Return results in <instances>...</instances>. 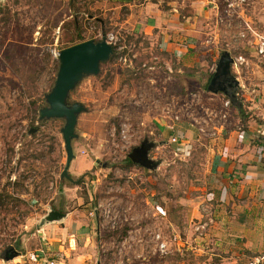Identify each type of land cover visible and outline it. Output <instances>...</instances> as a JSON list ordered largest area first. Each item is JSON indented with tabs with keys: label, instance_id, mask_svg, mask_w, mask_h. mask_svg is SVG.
<instances>
[{
	"label": "rangeland",
	"instance_id": "374dc122",
	"mask_svg": "<svg viewBox=\"0 0 264 264\" xmlns=\"http://www.w3.org/2000/svg\"><path fill=\"white\" fill-rule=\"evenodd\" d=\"M106 1L0 0V264L186 259L196 234L184 230L196 221L188 216L191 199L207 190L217 139L255 119L264 0H132L114 14L107 8L115 1ZM151 3L170 21L146 22L156 15ZM106 32L120 49L67 98L85 107L71 140L69 181L60 175L63 119L38 121L37 110L53 84L57 52ZM222 50L246 60L230 66L236 107L204 88ZM142 139L153 143L149 167L125 161ZM50 211L62 215L48 219Z\"/></svg>",
	"mask_w": 264,
	"mask_h": 264
},
{
	"label": "crops",
	"instance_id": "0c3cea01",
	"mask_svg": "<svg viewBox=\"0 0 264 264\" xmlns=\"http://www.w3.org/2000/svg\"><path fill=\"white\" fill-rule=\"evenodd\" d=\"M113 1L114 5L107 8L113 14L119 6L129 8L132 4V0ZM151 5L146 8L156 11V15L149 14L146 22L153 24L152 17L162 23L170 21L161 19L157 4ZM129 17L127 12L121 21L125 23ZM258 85L250 98L255 119H248L242 129H228L217 139L210 158L213 176L206 183L207 190L191 199L194 206L188 216L196 221L184 227L185 232L196 234L187 239L186 259L175 264H247L252 256L264 258V77ZM64 258L65 264L80 263L69 256Z\"/></svg>",
	"mask_w": 264,
	"mask_h": 264
},
{
	"label": "water",
	"instance_id": "95a60500",
	"mask_svg": "<svg viewBox=\"0 0 264 264\" xmlns=\"http://www.w3.org/2000/svg\"><path fill=\"white\" fill-rule=\"evenodd\" d=\"M113 54L110 44L106 43L102 35L99 40L86 39L60 49L56 54L57 68L52 86L44 94L45 105L37 110V120L60 118L63 125L60 134L65 152V162L60 175L72 181L67 174V168L73 157L71 140L76 137L74 131L77 115L85 110L84 105L78 101L68 102V94L75 85L84 77L97 74L99 64L108 60ZM232 58L228 51L222 50L216 61L213 72L206 84V91L212 94H227V88L237 86L238 82L230 72ZM33 130L32 128H30ZM148 146L143 141L131 148L127 157L135 163L149 167L151 162L146 157ZM135 154L136 158H133ZM62 214L50 211L49 218H56ZM15 252H11V256Z\"/></svg>",
	"mask_w": 264,
	"mask_h": 264
},
{
	"label": "built area",
	"instance_id": "2783aa9c",
	"mask_svg": "<svg viewBox=\"0 0 264 264\" xmlns=\"http://www.w3.org/2000/svg\"><path fill=\"white\" fill-rule=\"evenodd\" d=\"M241 2H243V0L238 1L237 4H241ZM231 5H232L231 2L227 3V6H231ZM102 35L104 36L105 42L110 44L112 51H117L118 49H120L121 46L118 42V38L114 34H112L111 32L98 33L97 34V40H99ZM113 48H114V50H113ZM255 53L258 56L264 57V39H258L256 41ZM230 56L232 58V63L230 66L233 68H237V66L244 64L246 62L245 58L240 54L239 55H231L230 54ZM176 137L178 138V136L173 135L169 141L171 143L175 142ZM155 239H158L157 234H155ZM157 246H158L159 251H163L164 243L162 241H159L157 243ZM42 264H58V262L55 261L53 258H47V259H44L42 261ZM247 264H264V258H263V256H259V255L252 256L249 258Z\"/></svg>",
	"mask_w": 264,
	"mask_h": 264
},
{
	"label": "trees",
	"instance_id": "16d2710c",
	"mask_svg": "<svg viewBox=\"0 0 264 264\" xmlns=\"http://www.w3.org/2000/svg\"><path fill=\"white\" fill-rule=\"evenodd\" d=\"M80 41H83V39L82 38H79L78 40H77V42H74L73 44H75V43H78V42H80ZM113 50H114V48H113ZM111 57H112V55L108 58V60L109 59H111ZM107 60V61H108ZM104 63V62H103ZM210 76H211V73L207 76V78H206V81L208 82V80H209V78H210ZM206 82V83H207ZM206 87V84L204 85V88ZM234 93H235V87H233L231 90H228L227 91V94H226V97L228 98V100H229V102L231 103V105L232 106H238V102L236 101V98H235V96H234ZM238 108V107H237ZM125 161L128 163V164H131L132 162H131V160L129 159V158H127L126 157V159H125ZM10 180H8V183H10L9 182ZM15 181L13 180V183H14Z\"/></svg>",
	"mask_w": 264,
	"mask_h": 264
},
{
	"label": "flooded vegetation",
	"instance_id": "af4514ba",
	"mask_svg": "<svg viewBox=\"0 0 264 264\" xmlns=\"http://www.w3.org/2000/svg\"><path fill=\"white\" fill-rule=\"evenodd\" d=\"M233 87H235V86L228 87V88H227V91H228V90H231ZM142 141H143V145H147V146H148L147 151H146V157H147V152H148V150L152 147V144H153V143H152V141H148V140H146V139H142L141 142H142ZM141 142H140V143H141ZM140 143H139V144H140ZM139 144H138V145H139ZM133 158H136L135 154H133ZM147 158H148V157H147ZM148 159H149V158H148ZM147 163H148L149 165L151 164V162H147Z\"/></svg>",
	"mask_w": 264,
	"mask_h": 264
}]
</instances>
